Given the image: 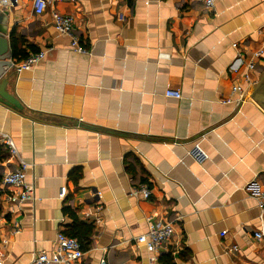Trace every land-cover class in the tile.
<instances>
[{
    "label": "crops",
    "instance_id": "1",
    "mask_svg": "<svg viewBox=\"0 0 264 264\" xmlns=\"http://www.w3.org/2000/svg\"><path fill=\"white\" fill-rule=\"evenodd\" d=\"M3 9L11 34L0 80L21 109L0 101V134L17 148L0 172L26 162L33 197L13 235L7 190L0 195L2 264L50 253L71 224L65 206L93 225L76 264H159L163 253L174 264H264L253 196L264 184V108L251 96L227 102L264 46V0L210 9L201 0H53L41 14L18 0ZM52 9L73 17L87 52L54 28ZM13 38L27 55L44 52L33 68H16L24 58L13 55ZM263 67L264 54L249 75L257 80ZM196 145L207 157L193 156ZM139 183L148 198L131 194ZM149 216L173 223L156 254L134 240Z\"/></svg>",
    "mask_w": 264,
    "mask_h": 264
},
{
    "label": "built area",
    "instance_id": "2",
    "mask_svg": "<svg viewBox=\"0 0 264 264\" xmlns=\"http://www.w3.org/2000/svg\"><path fill=\"white\" fill-rule=\"evenodd\" d=\"M18 0H0V8L12 6ZM53 0H32V8L35 14H41ZM217 0H201L205 9H210L214 6ZM122 19V16H120ZM51 22L54 28L61 34L69 35L71 38V48L76 52H87V49L79 44V39L75 33L73 17L69 14H61L58 11L51 10ZM264 46L253 50L250 57L245 61V74L243 75L244 82L241 84L234 83L230 87L231 96L227 102H236L238 104L250 98V92L256 79L249 75L258 67V58L263 56ZM44 56V52L29 53L23 60L19 61L15 66L18 70H29ZM167 97L180 98L181 94L178 89L167 88L164 92ZM2 142L7 146L8 151L12 155L17 154V148L13 141L6 135L0 134ZM193 156L199 159L207 157L198 145L192 151ZM28 164L23 160L18 161V165L3 174L1 187L7 190L4 199L10 204L9 213L12 216L11 234H17L20 230L18 221L14 218L15 215L21 212L24 201L31 199L32 187L25 182V170ZM64 193L62 190L61 195ZM131 194L133 196H142L148 198L151 194V188L147 183H139L132 185ZM259 214L264 220V184L260 188H256L253 194ZM147 230L135 236L134 240L138 245L144 246L150 254L158 253L167 240L173 234L172 221L154 220L152 217H147ZM224 234V233H223ZM261 232H256L257 238L261 237ZM6 242L7 239H4ZM235 249V246L233 247ZM84 251L81 248L79 241L72 236L65 234L62 231L56 233L54 239V248L50 253L45 251L37 252L33 255L31 264H76L83 259ZM3 263V254L0 253V264ZM99 264H106L101 259Z\"/></svg>",
    "mask_w": 264,
    "mask_h": 264
},
{
    "label": "water",
    "instance_id": "3",
    "mask_svg": "<svg viewBox=\"0 0 264 264\" xmlns=\"http://www.w3.org/2000/svg\"><path fill=\"white\" fill-rule=\"evenodd\" d=\"M8 13L7 9L0 8V72L9 63L7 59L10 56L8 36H10L11 31L7 27ZM6 82V78L0 80V101L21 109L19 100L5 91ZM250 96L264 108V67L259 72V76L251 89Z\"/></svg>",
    "mask_w": 264,
    "mask_h": 264
},
{
    "label": "trees",
    "instance_id": "4",
    "mask_svg": "<svg viewBox=\"0 0 264 264\" xmlns=\"http://www.w3.org/2000/svg\"><path fill=\"white\" fill-rule=\"evenodd\" d=\"M20 43L21 40L18 41L15 38H13L11 40V50L13 55H16L19 52L20 58H25L27 56V53L23 52V50L20 49L19 46ZM8 154L9 151L7 146L3 143H0V164L6 159ZM2 176L3 174L0 172V195L4 192V190L1 187ZM63 212L67 214L71 219V224L69 226V229L65 230V234L75 237L81 244V248L85 250L87 248V244L89 241V235L93 230V225L91 223H87L79 220L78 215L70 206H65L63 208ZM159 264H174L172 262V257L170 253L161 254L159 257Z\"/></svg>",
    "mask_w": 264,
    "mask_h": 264
}]
</instances>
